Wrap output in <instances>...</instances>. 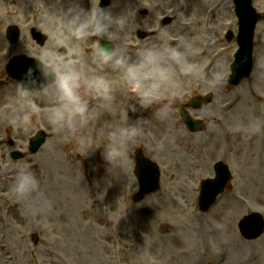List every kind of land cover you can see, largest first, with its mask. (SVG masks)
<instances>
[{
  "label": "rangeland",
  "instance_id": "obj_1",
  "mask_svg": "<svg viewBox=\"0 0 264 264\" xmlns=\"http://www.w3.org/2000/svg\"><path fill=\"white\" fill-rule=\"evenodd\" d=\"M82 2L89 6L88 0ZM128 3L136 18L114 42L117 48L126 47L132 59L138 46L159 44L161 38L173 46L182 40L191 42L194 54L187 58V66L181 65V75L167 91L173 100L178 86H184L182 90L189 91L190 96L196 94L198 86L206 88L208 96L202 97L203 104L189 110L200 120V129L192 132L179 123V110L187 105L178 101L170 120L151 118L156 104L129 111L133 119L150 118L141 139L142 149L160 160L162 170L158 192L132 203L129 197L137 189L132 172L134 155L128 158L123 172L111 176L101 149L83 155L75 139L64 141L52 132L42 112L37 113L35 125L27 132L10 127L1 114L0 138L4 144L0 148V174L7 167L13 172L1 176L4 182L0 183L5 193L4 197L0 194V264H264V232L248 242L236 224L244 212L264 213V0L251 1L262 13L251 33L257 43L253 73H260V80L252 84L249 97L229 109L222 107L225 100L215 93L212 82L205 85L202 81L191 88L192 79L184 84L181 78L187 69L199 78L195 66L201 67L211 54L219 52L218 47H224L227 72L237 33L232 0H117L114 11H121ZM137 3L141 6L136 12ZM143 6L148 14L142 13ZM54 10L55 0H0V32L4 36L7 24L19 28L18 39L7 42L8 59L25 47L37 48L27 22L36 25ZM161 19L168 24H160ZM85 42L83 48L89 45L88 50L71 47L80 52L76 54L80 59L71 60L85 65L91 74L97 70L91 64L94 41L89 38ZM99 71L112 80L118 104L135 102L136 93L118 71L107 66ZM8 81L7 88L0 87V93L7 94V104L15 84L9 75ZM219 83L229 91L227 79ZM245 85H249L246 79L232 90ZM210 87L213 90L209 91ZM98 126L90 125L85 135L91 136ZM40 128L46 132V140L38 151L29 152L28 138ZM11 149L22 151L24 156L12 161L8 157ZM169 156L175 167L168 170L172 163ZM217 160L231 168L233 177L221 201L203 213L197 205L198 181L213 175ZM20 164L29 166L39 179L38 192L24 201L11 194L15 169ZM5 202L18 207L7 213L9 204ZM33 232L37 238L33 239ZM221 251L226 253L222 263L218 262Z\"/></svg>",
  "mask_w": 264,
  "mask_h": 264
},
{
  "label": "clouds",
  "instance_id": "obj_2",
  "mask_svg": "<svg viewBox=\"0 0 264 264\" xmlns=\"http://www.w3.org/2000/svg\"><path fill=\"white\" fill-rule=\"evenodd\" d=\"M88 3L85 7L82 0H55L54 13L42 16L36 27L55 43L69 47L93 38L91 64L97 70L88 74L82 65L58 55L52 46L37 50L25 47L23 52L31 62L15 82L2 115L10 127L27 132L42 112L52 132L64 141L75 139L83 155L101 149L107 171L114 176L123 172L128 158L142 148L141 139L150 122L143 116L133 119L129 111L156 104L151 118L170 120L175 107L167 88L175 78V66H187L194 51L187 40L173 46L161 38L159 44L138 46L132 59L126 47L117 48L114 42L136 18L130 13V3L118 12L114 11L117 0L107 6H101L100 0ZM137 5L136 12L141 6ZM104 40L109 43L103 44ZM106 66L118 71L136 93L133 104L116 102L112 80L99 71ZM39 104L45 107L41 109ZM92 124L99 126L91 136L85 135ZM38 190L34 171L18 165L11 186L13 197L24 201Z\"/></svg>",
  "mask_w": 264,
  "mask_h": 264
},
{
  "label": "water",
  "instance_id": "obj_3",
  "mask_svg": "<svg viewBox=\"0 0 264 264\" xmlns=\"http://www.w3.org/2000/svg\"><path fill=\"white\" fill-rule=\"evenodd\" d=\"M235 2L237 5L238 16H240V23H239L240 32L238 36V42H239L240 48L236 51V54L234 55L235 61L233 65L231 66H233V68H237V71H240L242 73L244 69L247 70L249 68V64H250V43H249V38L246 36V31L250 29L249 22L252 20V17L250 18L249 12H252L253 8L252 7H251L252 9L250 8V5H249L250 0H235ZM232 80H233V83H236L239 80V78L234 76L232 77ZM41 139H43V137L41 136V133H38L36 136H34V139H32V142L34 141V146L37 145L35 143L41 141ZM32 142H31V149H34ZM141 164L142 163H140L139 165L140 168L143 167V165ZM144 165L148 166V164H144ZM154 179H155V184L152 185V189H154L156 186L157 176ZM223 179L224 178L222 177L218 185H214V188L212 184L210 189H207L206 191H208L209 194H213L214 191H217L221 187V183ZM203 190H204V186H203ZM257 224L259 225L258 222Z\"/></svg>",
  "mask_w": 264,
  "mask_h": 264
},
{
  "label": "flooded vegetation",
  "instance_id": "obj_4",
  "mask_svg": "<svg viewBox=\"0 0 264 264\" xmlns=\"http://www.w3.org/2000/svg\"><path fill=\"white\" fill-rule=\"evenodd\" d=\"M6 56V54H5V52L3 51V57H5ZM0 87H3V86H0ZM3 89H5V88H3ZM2 89V90H3ZM1 90V91H2ZM0 91V92H1ZM5 95L6 94H4V93H0V116H1V114H2V112H1V108H2V106L4 105V98L3 97H5Z\"/></svg>",
  "mask_w": 264,
  "mask_h": 264
},
{
  "label": "bare ground",
  "instance_id": "obj_5",
  "mask_svg": "<svg viewBox=\"0 0 264 264\" xmlns=\"http://www.w3.org/2000/svg\"><path fill=\"white\" fill-rule=\"evenodd\" d=\"M224 56H225V54H224ZM91 74H92V73H91ZM230 88H231V87H230ZM230 93H232V91H231ZM247 94H248V93H245V95H244L243 97L247 96ZM243 99H244V98H243Z\"/></svg>",
  "mask_w": 264,
  "mask_h": 264
}]
</instances>
